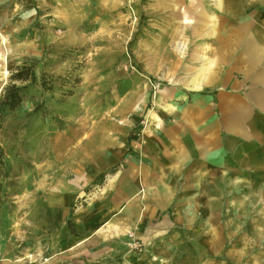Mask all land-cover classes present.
Here are the masks:
<instances>
[{
    "label": "rangeland",
    "instance_id": "374dc122",
    "mask_svg": "<svg viewBox=\"0 0 264 264\" xmlns=\"http://www.w3.org/2000/svg\"><path fill=\"white\" fill-rule=\"evenodd\" d=\"M22 65L80 80L32 86L4 119L0 264L69 263L54 246L63 220L52 205L75 174L94 175L99 140L115 127L223 149L217 183L196 185L202 209L214 210L202 227L215 226V247L203 234L205 247L185 248L184 259L196 251L197 264H264V0H0V94ZM73 196L69 218L82 188Z\"/></svg>",
    "mask_w": 264,
    "mask_h": 264
},
{
    "label": "crops",
    "instance_id": "0c3cea01",
    "mask_svg": "<svg viewBox=\"0 0 264 264\" xmlns=\"http://www.w3.org/2000/svg\"><path fill=\"white\" fill-rule=\"evenodd\" d=\"M112 132L99 140V155L91 164L95 176L75 174V179L59 189L62 195L52 205L60 212L58 223L63 220L53 233L54 246L63 249L68 264H187L185 248L215 247V226L202 227V216L211 218L214 210L203 211L199 188L217 183L218 161L223 165L228 162L225 151L203 146L196 136L186 139L179 135L175 146L174 137L158 130L136 132L135 137L124 128L115 127ZM110 171L113 174L102 188L92 190L93 182ZM186 181L195 185L193 193L175 188L174 184ZM76 187L82 188L83 203L69 218ZM68 218L69 222H64ZM192 230L201 238L186 242ZM156 232L171 236L155 243ZM203 234L209 237L204 245ZM138 248L142 250L138 252ZM195 252L191 263H201V253Z\"/></svg>",
    "mask_w": 264,
    "mask_h": 264
},
{
    "label": "trees",
    "instance_id": "16d2710c",
    "mask_svg": "<svg viewBox=\"0 0 264 264\" xmlns=\"http://www.w3.org/2000/svg\"><path fill=\"white\" fill-rule=\"evenodd\" d=\"M36 70L35 65H22L11 73L9 84L0 94V130L6 115L21 106L32 86L40 85L44 90L51 91L58 82L70 84L74 88L80 80L77 77H73V75L66 78L57 77L56 79H53V76L49 77L45 73L38 76ZM68 94L73 95V90L69 91ZM3 165L4 150L0 146V171Z\"/></svg>",
    "mask_w": 264,
    "mask_h": 264
},
{
    "label": "bare ground",
    "instance_id": "6f19581e",
    "mask_svg": "<svg viewBox=\"0 0 264 264\" xmlns=\"http://www.w3.org/2000/svg\"><path fill=\"white\" fill-rule=\"evenodd\" d=\"M5 74H6V72H5Z\"/></svg>",
    "mask_w": 264,
    "mask_h": 264
}]
</instances>
